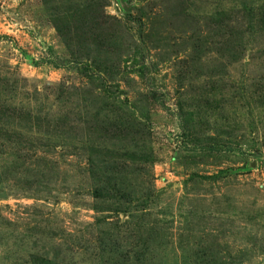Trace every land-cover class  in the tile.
Here are the masks:
<instances>
[{"label": "rangeland", "instance_id": "rangeland-1", "mask_svg": "<svg viewBox=\"0 0 264 264\" xmlns=\"http://www.w3.org/2000/svg\"><path fill=\"white\" fill-rule=\"evenodd\" d=\"M46 2L0 0V264H264V0Z\"/></svg>", "mask_w": 264, "mask_h": 264}, {"label": "trees", "instance_id": "trees-1", "mask_svg": "<svg viewBox=\"0 0 264 264\" xmlns=\"http://www.w3.org/2000/svg\"><path fill=\"white\" fill-rule=\"evenodd\" d=\"M42 2H43V4L45 5V6H47V3H49V2H46V0H42ZM56 29H57V27H56ZM63 29H64V26H63ZM61 36H62V34L63 33H61V30L58 28L57 30H56ZM97 57H99L98 55H96ZM96 58V57H95ZM94 65L97 63L96 62V60H94Z\"/></svg>", "mask_w": 264, "mask_h": 264}]
</instances>
